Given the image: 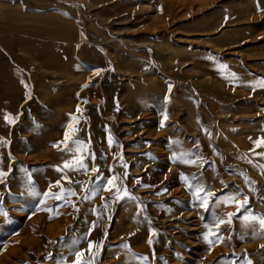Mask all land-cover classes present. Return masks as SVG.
Returning a JSON list of instances; mask_svg holds the SVG:
<instances>
[{
    "label": "rangeland",
    "instance_id": "374dc122",
    "mask_svg": "<svg viewBox=\"0 0 264 264\" xmlns=\"http://www.w3.org/2000/svg\"><path fill=\"white\" fill-rule=\"evenodd\" d=\"M8 13L0 264H264V0H0Z\"/></svg>",
    "mask_w": 264,
    "mask_h": 264
},
{
    "label": "bare ground",
    "instance_id": "6f19581e",
    "mask_svg": "<svg viewBox=\"0 0 264 264\" xmlns=\"http://www.w3.org/2000/svg\"><path fill=\"white\" fill-rule=\"evenodd\" d=\"M25 17V16H24ZM0 19H4V20H6V24H3V25H1L0 26V30H2V31H5V32H14V31H16V30H18L19 28L17 27V23L19 22V20L20 19H22V17H21V15L20 14H18V15H12V14H10V13H8V14H3V16H0ZM233 24V23H232ZM227 26V25H226ZM226 28H228V27H226ZM74 36V35H73ZM71 38V40H73L74 41V39H75V37H72V36H70ZM67 39V38H66ZM5 40V39H4ZM3 40V41H4ZM3 41L1 42L2 44H3ZM9 41V40H8ZM5 42V41H4ZM7 42V41H6ZM9 44H10V42H9ZM11 45V44H10ZM7 47V46H6ZM8 49H11V48H8ZM44 63H47V60L44 62ZM59 63H61V62H59ZM50 64H51V62H50ZM2 65V64H1ZM67 67V66H66ZM66 67H63L61 64H58V65H56V67L54 66V64H52L51 65V68H54V70L55 71H59L60 72V74H64L65 73V70H66ZM0 71L3 73V75L0 77V85L3 83V82H5V81H7V80H12L13 79V71L12 70H8V69H2V68H0ZM49 87V86H48ZM50 88H52L51 86H50ZM60 98L59 97H56V98H54V99H49V105H51L52 107H54L53 109H55V110H59L60 109V106L62 105L58 100H59ZM63 103V102H62ZM60 111V110H59ZM54 112L53 113V115H56V116H58L60 119H63V113H60V112ZM49 133H45V135H44V137H43V139L41 140V139H39L38 137H37V139H36V144L38 145V146H40L41 145V141H43L44 143H46V141L49 139ZM40 148V147H39ZM49 153V152H48ZM48 156H49V154H47ZM52 155V154H51ZM50 155V156H51ZM51 157H53V156H51ZM37 159V158H36ZM50 159V158H49ZM39 160V159H38ZM52 160V159H51ZM56 160V159H55ZM53 161V160H52ZM47 165V164H46ZM75 166L76 165H72L70 168L72 169V167L73 168H75ZM261 180H263V179H261ZM256 230L254 229H250V231H249V235H252V232H255ZM260 232V231H259ZM258 232V233H259Z\"/></svg>",
    "mask_w": 264,
    "mask_h": 264
},
{
    "label": "snow or ice",
    "instance_id": "6c2138e0",
    "mask_svg": "<svg viewBox=\"0 0 264 264\" xmlns=\"http://www.w3.org/2000/svg\"><path fill=\"white\" fill-rule=\"evenodd\" d=\"M79 110V109H78ZM5 120H7L9 123H14V120L13 119H10L8 116H5ZM68 139V134L67 133H65V140H67ZM109 143L111 144V138L109 139ZM67 166V165H66ZM82 167H86L85 165H81ZM93 171H98L97 169H95V168H93L92 169ZM7 175V173H5V172H2V171H0V177H4V176H6ZM114 180H116V177H113V178H111V179H109L108 181H107V183L109 184V185H113L114 187H115V185L113 184V181ZM117 192H119V189L117 188ZM45 195H48V193H45ZM55 195V194H54ZM56 198L57 199H59L60 197L57 195L56 196ZM247 204V200H245L244 202H243V204L241 205V206H243V205H246ZM0 215H5V213H3L2 211H0ZM233 214H229V216L231 217ZM253 219H258L259 220V223H260V225L262 226V227H264V218H257V217H253ZM230 222V221H229ZM219 239H222V237H218ZM206 239H207V237H206ZM152 243V241L151 240H149V244H151ZM92 246H91V244L89 245V248H91ZM80 255H81V253H77V257H78V260H77V262H76V264H79V257H80ZM247 264H251V261H248L247 262Z\"/></svg>",
    "mask_w": 264,
    "mask_h": 264
}]
</instances>
